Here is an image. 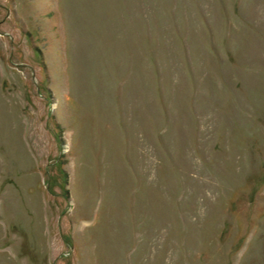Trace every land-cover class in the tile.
Here are the masks:
<instances>
[{
  "label": "rangeland",
  "instance_id": "374dc122",
  "mask_svg": "<svg viewBox=\"0 0 264 264\" xmlns=\"http://www.w3.org/2000/svg\"><path fill=\"white\" fill-rule=\"evenodd\" d=\"M0 264H264V0H0Z\"/></svg>",
  "mask_w": 264,
  "mask_h": 264
}]
</instances>
